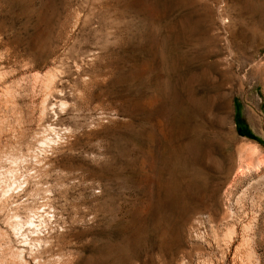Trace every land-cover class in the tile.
I'll use <instances>...</instances> for the list:
<instances>
[{
  "label": "rangeland",
  "instance_id": "rangeland-1",
  "mask_svg": "<svg viewBox=\"0 0 264 264\" xmlns=\"http://www.w3.org/2000/svg\"><path fill=\"white\" fill-rule=\"evenodd\" d=\"M48 226L53 264H264V0H0V252Z\"/></svg>",
  "mask_w": 264,
  "mask_h": 264
},
{
  "label": "bare ground",
  "instance_id": "bare-ground-1",
  "mask_svg": "<svg viewBox=\"0 0 264 264\" xmlns=\"http://www.w3.org/2000/svg\"><path fill=\"white\" fill-rule=\"evenodd\" d=\"M249 165V164H248ZM253 190H256V186H253L252 187ZM26 196V195H25ZM51 204V203H50ZM46 205V204H45ZM51 205H49L50 207ZM38 210V209H37ZM49 213V212H48ZM57 221V220H56ZM55 222V221H54ZM48 223V222H47ZM46 223V224H47ZM57 223V222H56ZM59 223V222H58ZM50 225V223L48 224ZM46 226V225H45ZM52 227V226H51ZM51 227L48 226V228L46 227V234H42V235H39V234H36L34 236V234L36 233V231H27V230H24L22 233H21V236L22 237H25L27 235V239H24V240H21L19 241L20 243H26L27 241H32V245L34 246H37L36 243L39 245V250L36 249V251H32L31 248H32V245L30 247V250H27L25 252H22L24 253V255L22 256V258L20 257V254L17 256L16 254L13 255L11 253V250L10 248L8 247L7 249H3L1 252H0V264H27V260L26 259H29L30 261L31 260H34V261H37L38 264H53L51 263L49 260H48V256H51L53 255V242H51L52 240V232H51ZM29 229V227H28ZM33 229V228H32ZM40 231V230H39ZM55 236V234H53ZM3 242V240H2ZM6 242V241H5ZM4 242V244H5ZM8 242L11 244L12 243V240L10 238H8ZM29 243V242H28ZM29 243V244H30ZM57 243V242H55ZM28 244V245H29ZM54 245H59V244H54ZM12 246V244L10 245ZM22 247H26L24 244L21 245ZM61 246V245H60ZM38 247V246H37ZM13 248V247H12ZM28 248V247H27ZM35 248V247H34ZM33 248V249H34ZM58 250L60 251V247H58ZM55 251V250H54ZM26 255L28 256L26 258ZM29 263V262H28ZM59 264H63V263H59Z\"/></svg>",
  "mask_w": 264,
  "mask_h": 264
},
{
  "label": "trees",
  "instance_id": "trees-1",
  "mask_svg": "<svg viewBox=\"0 0 264 264\" xmlns=\"http://www.w3.org/2000/svg\"><path fill=\"white\" fill-rule=\"evenodd\" d=\"M236 122H237V124H239V125L242 124V123L240 122V117H239V115H236Z\"/></svg>",
  "mask_w": 264,
  "mask_h": 264
}]
</instances>
